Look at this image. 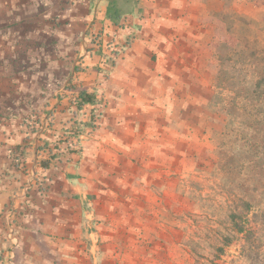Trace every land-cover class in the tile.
I'll return each mask as SVG.
<instances>
[{
  "label": "crops",
  "instance_id": "crops-1",
  "mask_svg": "<svg viewBox=\"0 0 264 264\" xmlns=\"http://www.w3.org/2000/svg\"><path fill=\"white\" fill-rule=\"evenodd\" d=\"M92 2L0 0V264H106L94 257L90 208L107 199L100 175L134 161L146 178L154 154L175 167L183 154L167 101L181 78L164 28L186 23L194 7L139 4L140 14L112 24L104 4L92 25L102 46L91 48ZM82 90L99 100L100 117L73 153L68 130L90 110L73 105ZM168 254L145 264H184Z\"/></svg>",
  "mask_w": 264,
  "mask_h": 264
},
{
  "label": "rangeland",
  "instance_id": "rangeland-1",
  "mask_svg": "<svg viewBox=\"0 0 264 264\" xmlns=\"http://www.w3.org/2000/svg\"><path fill=\"white\" fill-rule=\"evenodd\" d=\"M91 1L96 4L91 11L90 27V38L95 42L90 44L91 48H97L102 46L103 31L93 30L92 25L107 3ZM168 1L179 0H133L135 3L116 21L140 14L139 4ZM185 2L194 7L191 18L183 25L164 28V34L172 36L167 45L177 54L181 78L179 85L168 91L167 101L171 109L175 105L179 112L176 115L174 109L170 111L177 117L171 127L185 137L179 144L183 154L178 156L176 167L170 163L172 160L166 162L163 155L154 154L152 164L158 165L147 168L146 178L138 177L139 170L133 168L139 163L134 161L130 163L132 167L121 163L120 173L119 169H108L100 175L105 178L107 199L104 203L95 202L97 207L92 204L90 208H96L99 217L95 218L100 238L94 257L101 259L104 255L106 264H145L147 259L156 258L157 253L176 255L177 261L184 264H250L247 252L242 249V236L234 234L228 215L234 209L233 198L242 194L247 197L253 180L264 176V155L256 162L237 161L243 165L239 173L226 164L239 151L260 147L264 136L263 127L256 132L241 127V116L238 119L234 107L248 104L249 99H233L237 89L242 91L244 85L255 82L250 75L253 68L239 64L237 58H246L254 50L253 61L262 59L264 0H228L226 4L221 0ZM218 13L228 19L214 18ZM103 16L112 24L118 23L106 18V7ZM242 21L250 24L246 34L229 30L230 26L240 29ZM243 37L249 40V47L235 49L236 43H243ZM107 42L106 46L112 49ZM247 136L254 137L249 144ZM258 188V192L249 195L255 197L252 213L256 210L259 213L264 207V179ZM93 199L96 200L95 195ZM252 213L250 225L256 230L259 217ZM226 236L232 240L224 245L222 239Z\"/></svg>",
  "mask_w": 264,
  "mask_h": 264
},
{
  "label": "trees",
  "instance_id": "trees-1",
  "mask_svg": "<svg viewBox=\"0 0 264 264\" xmlns=\"http://www.w3.org/2000/svg\"><path fill=\"white\" fill-rule=\"evenodd\" d=\"M221 1L224 4L228 3V0ZM106 3V18L109 21L116 23L118 22L116 19L125 15V12L128 11L129 5H132L135 2H133V0H106ZM124 8H126V11ZM130 8L132 9V7ZM223 16L224 15L222 13H218L214 15V18L219 21L228 19L227 16ZM241 24L242 26H240V29L236 30L230 26L229 30L232 32L238 31V33H243L245 31L246 34L250 24L246 21H242ZM241 39L243 40V43H236L235 49H239L241 46L249 47V40L245 37ZM261 50L262 52H259L262 56L260 61H253V58L256 55V51L254 50L249 52L246 58H237V62H239V64L248 65L253 68V72L250 75L254 78L255 82L253 84L250 83L248 86L244 85V89L242 91L237 89V92L234 94L235 97L233 98L234 100L238 99V97L249 99V101L247 100L248 104L242 103L241 106L238 108L234 107V109L238 112V119L241 116V127L247 131L251 130L253 132L258 131L257 129L260 127H263L264 130V48ZM73 105L77 112L83 110L85 106L90 107L88 118L83 122L75 119L71 129L68 130L69 138L66 139V141L70 140L68 142V152L80 153L81 147L79 146V142H84L86 139V137L82 136L83 133L91 134L98 123L100 117V111L98 109L99 100L96 99L94 93H88L86 90H82L79 92V97L75 99ZM247 137V142L249 144V141H252L254 137ZM262 155H264V136L261 140L260 147H255L254 149L248 151H239L238 155L231 158L227 162L226 166L233 172L239 173L240 170L243 169V165H239L237 161L249 159L248 161L256 162L257 160H261ZM263 179L264 176L258 180H253L252 186H249L247 197H243L242 194L241 197L243 198H233V201L235 200L233 205L234 209L231 210L228 215L234 234L236 236H242V249H245L247 252V260H249L250 264H264V207L259 213L258 210L252 213L251 210L252 207H254L253 204H256L254 203L255 197L249 196L260 190L258 186ZM257 204L260 206V202L257 201ZM251 213L255 218L259 217L258 220L260 225L256 230L250 225L249 214ZM231 240L232 237L226 236L222 239V242L224 245H227L231 242ZM217 250L219 252L222 251L221 248H218Z\"/></svg>",
  "mask_w": 264,
  "mask_h": 264
}]
</instances>
